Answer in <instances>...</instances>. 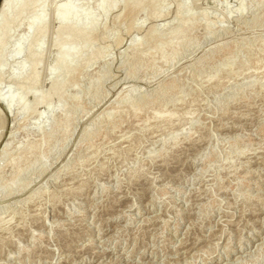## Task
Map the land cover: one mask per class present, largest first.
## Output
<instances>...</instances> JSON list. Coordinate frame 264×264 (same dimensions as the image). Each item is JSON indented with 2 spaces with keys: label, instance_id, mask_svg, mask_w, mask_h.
I'll return each instance as SVG.
<instances>
[{
  "label": "rangeland",
  "instance_id": "rangeland-1",
  "mask_svg": "<svg viewBox=\"0 0 264 264\" xmlns=\"http://www.w3.org/2000/svg\"><path fill=\"white\" fill-rule=\"evenodd\" d=\"M101 1L44 4L37 84L17 87L31 105L59 77L51 113L0 103V264H264V0ZM66 2L98 56L61 76ZM39 10L4 41L0 95Z\"/></svg>",
  "mask_w": 264,
  "mask_h": 264
},
{
  "label": "bare ground",
  "instance_id": "bare-ground-1",
  "mask_svg": "<svg viewBox=\"0 0 264 264\" xmlns=\"http://www.w3.org/2000/svg\"><path fill=\"white\" fill-rule=\"evenodd\" d=\"M45 2L46 0H3L2 6L0 8V74L2 73L1 54L2 50L5 47L4 41L10 34L11 28L14 26L18 27L21 24V20H25L22 19L24 15H26L27 12L32 8L40 9L38 13H32L33 15L30 17V21L28 20L29 23L27 22V36L18 41L12 54V57L14 58L27 56L30 61L29 67L27 68L25 65L21 64L18 70L13 74L11 82L8 85V88H6V93L4 95H0V103L4 105L8 110L17 107L19 111L18 116L21 117L27 116L33 111L34 107L39 105L45 106L44 110H46V113L47 111L51 113L50 111L52 110L50 109L52 108V99L56 97L57 101L61 102V98H63L62 94L64 90V84H61L60 81L58 82L57 79H59V77L54 78L55 80L52 79L48 93L44 95H38L37 92L34 91V93L36 94L34 95L33 93L34 99L31 105H27L25 103V98L29 93L32 95V90L27 92V90H29L28 88L27 90H24L21 88L22 86L17 87L19 80H22L28 71L33 75H31L32 77L30 79L31 85L34 86L35 84H37L36 82L38 77L34 75L35 68L37 65V61L41 56L43 41L45 39V28L47 26H45L46 21H44L43 19V8L45 7ZM63 3H61V5L59 4L58 7H56L55 15H53V19L56 20V22L58 21L59 25L55 37L54 39H52V47L56 50V55L53 60V65L51 66V72H53L54 70H60L61 76L65 74H67L65 76H68V73H70L72 70L74 71V63L79 54L85 51L88 53L91 59L97 58L98 54L89 51V48L87 46L88 35L92 33V30L89 29L91 27L89 25V22L91 20L88 18V16H83L75 11L73 5H69L70 2H68V4L66 2V4L64 5ZM142 3H145V0H128L127 2L122 3V7L123 9H131L132 7H137ZM112 7V1L102 0L98 6V11L100 14H103L105 11L112 9ZM177 9L178 10H176V18L180 17V15L182 14L181 8ZM29 16L27 15L25 17L28 18ZM88 40H90V38ZM13 86L16 88H14ZM47 115L45 116V118H47ZM38 117L41 118L43 117V115L40 114V116Z\"/></svg>",
  "mask_w": 264,
  "mask_h": 264
},
{
  "label": "water",
  "instance_id": "water-1",
  "mask_svg": "<svg viewBox=\"0 0 264 264\" xmlns=\"http://www.w3.org/2000/svg\"><path fill=\"white\" fill-rule=\"evenodd\" d=\"M2 2H3V0H0V8H1V6H2Z\"/></svg>",
  "mask_w": 264,
  "mask_h": 264
}]
</instances>
